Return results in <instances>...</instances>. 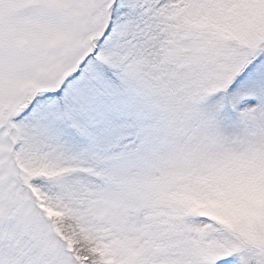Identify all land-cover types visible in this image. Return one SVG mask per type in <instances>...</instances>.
I'll use <instances>...</instances> for the list:
<instances>
[{
	"label": "snow or ice",
	"instance_id": "obj_1",
	"mask_svg": "<svg viewBox=\"0 0 264 264\" xmlns=\"http://www.w3.org/2000/svg\"><path fill=\"white\" fill-rule=\"evenodd\" d=\"M0 264H264V0H0Z\"/></svg>",
	"mask_w": 264,
	"mask_h": 264
}]
</instances>
